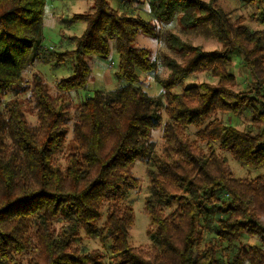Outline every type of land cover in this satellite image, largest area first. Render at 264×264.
Segmentation results:
<instances>
[{
    "label": "trees",
    "instance_id": "trees-1",
    "mask_svg": "<svg viewBox=\"0 0 264 264\" xmlns=\"http://www.w3.org/2000/svg\"><path fill=\"white\" fill-rule=\"evenodd\" d=\"M91 1L90 12L72 17L85 24L79 37L69 38L74 48L53 53L57 63L72 59L73 68L55 82L51 95L37 74L23 85L24 72L45 50L41 31L48 0H0V264H103L98 251L82 253L74 246L80 231L109 243L111 264H222L217 242L204 243L215 217L216 236L228 245V264H264V173L255 180L235 179L215 149L242 166L264 169L262 31L230 25L229 15L215 6L217 0H148L157 24L166 25L177 15L184 27L206 24L223 48L205 53L168 35L165 42L183 60L164 57L169 74L156 78L160 92L150 96L140 85L143 75L155 76L157 63L135 42L138 35L158 40V28L126 12L125 0L117 10L106 0ZM252 17L264 26V8ZM110 43L117 56L113 77L124 85L94 92L69 119L62 107L65 98L86 87L91 76L87 59L107 60ZM231 51L253 77L246 94L228 88L235 79L229 71ZM193 73L217 78L219 88L201 84L174 93ZM28 90L35 126L27 123L16 98ZM10 93L14 98L3 102ZM247 111L255 133L215 118L217 112ZM68 122L73 145L60 171L52 160L65 142ZM190 127L195 129L192 141L186 134ZM158 129L160 153L152 139ZM136 162L147 167L149 181L146 249L128 242L133 212L125 200L139 186L132 175ZM55 221L61 223L58 230L52 228ZM241 235L261 244L233 246Z\"/></svg>",
    "mask_w": 264,
    "mask_h": 264
},
{
    "label": "rangeland",
    "instance_id": "rangeland-1",
    "mask_svg": "<svg viewBox=\"0 0 264 264\" xmlns=\"http://www.w3.org/2000/svg\"><path fill=\"white\" fill-rule=\"evenodd\" d=\"M124 0H106L112 9H118ZM207 2L208 0H202ZM126 12L131 13L133 16H138L147 22H151L158 28L160 38L158 40L149 37L138 35L136 38V46L150 51L151 56L157 63V70L155 76H142L141 88L150 96H157L160 92V87L156 83V78L161 80L165 79L169 71L166 68L163 59L169 57L170 59L181 63L183 60L181 52L172 51L165 42V37L174 35L179 38L181 42L198 48L205 53L221 52L222 45L216 39L210 26L206 24L194 25L192 27H184L179 23L180 15L166 25L157 24L150 16L148 0H125ZM216 7L222 9L229 15L230 25L237 26L239 24L245 26L249 31H262V43L264 45V26L259 24V21L254 19V8L244 9L238 0H217ZM92 7L91 0H48L43 10V26H42V41L41 47L44 52L40 53V61L32 64L23 74V85L28 86L32 82V77L37 74L41 76L44 83L47 85L50 94H55L54 84L60 79L68 77L72 73L73 60L66 59L63 62L57 63L53 53H62L67 50L73 49L74 46L69 42V38L79 37L84 29L83 22H75L72 17L74 15L90 12ZM196 14H199L196 13ZM197 16V15H196ZM240 20V22H239ZM231 60L230 73L234 76V83L228 88L233 94H246L251 89L254 83L253 77L250 72L241 64L240 55L236 51L228 53ZM88 65L91 69V76L82 90L71 92L65 98L62 107L65 109V115L71 119L73 112L77 105L84 101L86 97L91 96L96 91L110 92L124 85V82H116L113 72L117 66V56L115 53L114 43H110V56L107 60H101L96 57L87 59ZM108 71L110 80L104 86L102 78L105 71ZM108 79V78H107ZM207 84L211 88H219L218 79L210 76L207 73H193L187 78H184L173 90L174 93H181L185 88L191 86H199ZM14 98V93L6 95L2 101L6 102ZM17 100L21 105V109L25 115L26 121L30 126L36 125V114L33 109V101L30 91L21 92L17 95ZM165 120V115L162 114ZM215 118L224 125H231L239 131L252 133L256 132V127L251 125V117L249 111L242 112L239 115H232L228 112H217ZM263 126H261L262 128ZM67 135L65 142L58 153L52 160L54 169L64 171L66 169V159L69 150L72 147V134L71 123L67 124ZM195 129L188 128L186 134L190 141L194 140ZM152 139L155 142L156 152H161L162 138L161 130L158 129L152 133ZM217 154L226 161V164L231 172L233 178L238 180H255L257 177L263 175L264 169H253L240 165L230 154L219 151L215 147ZM132 175L139 180V186L136 190H131L125 200V204L131 206L133 212V224L128 231V242L134 248H149L150 241L147 236V229L149 227V218L145 211V200L148 196L149 181L147 177V167L140 162H136L132 170ZM105 217L100 220L98 226H101ZM60 221L52 223V228L58 230L61 227ZM216 217L214 218V229L205 235L204 243L214 239L218 246V259L219 263L228 264L230 254L225 251L228 248L227 244L220 241L216 236ZM261 243L257 240L248 238L241 235L233 246L239 247H252L259 246ZM74 246L82 253H91L98 251L103 255L101 262L103 264H111V254L109 252V243L102 244L99 239H92L87 236L83 231L79 232L78 238L74 242ZM203 247V242L201 244ZM201 247V248H202Z\"/></svg>",
    "mask_w": 264,
    "mask_h": 264
},
{
    "label": "crops",
    "instance_id": "crops-1",
    "mask_svg": "<svg viewBox=\"0 0 264 264\" xmlns=\"http://www.w3.org/2000/svg\"><path fill=\"white\" fill-rule=\"evenodd\" d=\"M238 1L241 4V6H243L244 9L249 8V10H251L252 8H254V10H255L254 13H257L261 10V8H264V0H261L260 4H245V3H243L242 0H238ZM110 76H111V74H109V72L107 70L105 71L103 76H100L103 79L102 82L104 83V86H106V83L108 82V80H110Z\"/></svg>",
    "mask_w": 264,
    "mask_h": 264
}]
</instances>
